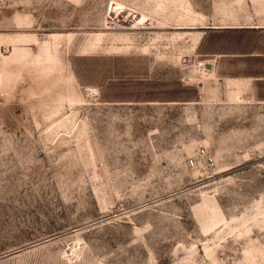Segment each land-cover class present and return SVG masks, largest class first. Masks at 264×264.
I'll return each instance as SVG.
<instances>
[{
	"label": "rangeland",
	"instance_id": "rangeland-1",
	"mask_svg": "<svg viewBox=\"0 0 264 264\" xmlns=\"http://www.w3.org/2000/svg\"><path fill=\"white\" fill-rule=\"evenodd\" d=\"M258 22L264 0H0V264H264Z\"/></svg>",
	"mask_w": 264,
	"mask_h": 264
},
{
	"label": "built area",
	"instance_id": "built-area-1",
	"mask_svg": "<svg viewBox=\"0 0 264 264\" xmlns=\"http://www.w3.org/2000/svg\"><path fill=\"white\" fill-rule=\"evenodd\" d=\"M188 165L199 168L213 175L217 166L215 154L205 145H200L196 152L188 159Z\"/></svg>",
	"mask_w": 264,
	"mask_h": 264
},
{
	"label": "bare ground",
	"instance_id": "bare-ground-1",
	"mask_svg": "<svg viewBox=\"0 0 264 264\" xmlns=\"http://www.w3.org/2000/svg\"><path fill=\"white\" fill-rule=\"evenodd\" d=\"M149 18H146L143 14H139L138 13V16L135 17V23L138 24V23H146V21H148Z\"/></svg>",
	"mask_w": 264,
	"mask_h": 264
},
{
	"label": "crops",
	"instance_id": "crops-1",
	"mask_svg": "<svg viewBox=\"0 0 264 264\" xmlns=\"http://www.w3.org/2000/svg\"><path fill=\"white\" fill-rule=\"evenodd\" d=\"M260 24H264V22H258ZM228 79H232V77H228ZM257 99H264V97H260L258 96ZM198 101L194 102V103H197Z\"/></svg>",
	"mask_w": 264,
	"mask_h": 264
}]
</instances>
